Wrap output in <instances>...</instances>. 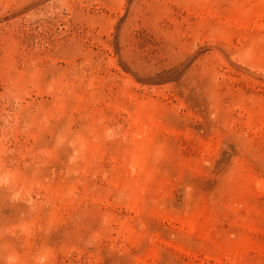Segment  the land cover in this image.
I'll return each instance as SVG.
<instances>
[{
    "label": "rangeland",
    "instance_id": "1",
    "mask_svg": "<svg viewBox=\"0 0 264 264\" xmlns=\"http://www.w3.org/2000/svg\"><path fill=\"white\" fill-rule=\"evenodd\" d=\"M0 264H264V0H0Z\"/></svg>",
    "mask_w": 264,
    "mask_h": 264
}]
</instances>
